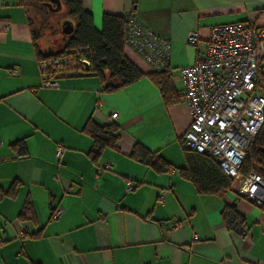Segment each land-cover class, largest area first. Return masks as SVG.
Returning a JSON list of instances; mask_svg holds the SVG:
<instances>
[{
	"label": "crops",
	"instance_id": "obj_1",
	"mask_svg": "<svg viewBox=\"0 0 264 264\" xmlns=\"http://www.w3.org/2000/svg\"><path fill=\"white\" fill-rule=\"evenodd\" d=\"M81 2L97 29L105 12L131 14L166 38L174 74L203 54L212 26L264 25V0ZM30 14L26 0H0V264H264V208L234 185L221 197L197 194L179 175L190 120L180 80L167 76L177 101L166 104L146 77L150 66L125 47L144 73L138 80L107 90L97 76L70 71L58 79L59 88H44ZM194 29L197 47L186 42ZM88 120L116 125V147L95 157L92 136L82 131ZM21 139L26 156L18 158L10 144ZM136 144L160 156L167 169L155 171L132 155ZM126 180L134 183L129 191ZM231 202L244 217L242 234L220 214ZM27 205L31 217L21 218ZM57 207L62 213L52 219Z\"/></svg>",
	"mask_w": 264,
	"mask_h": 264
},
{
	"label": "built area",
	"instance_id": "obj_2",
	"mask_svg": "<svg viewBox=\"0 0 264 264\" xmlns=\"http://www.w3.org/2000/svg\"><path fill=\"white\" fill-rule=\"evenodd\" d=\"M123 41L153 72L180 80L181 98L190 118L182 136L185 146L213 159L226 175L239 181L238 195L264 208V177L252 170L242 175L239 169L264 124V25L236 21L212 26L203 54L176 74L169 67L170 42L131 14L124 21ZM186 42L198 46L197 29L187 34ZM90 56V52L77 50L40 60L41 85L59 88L62 71L74 63L82 71ZM116 116V112L111 114ZM62 153V146L56 145L55 156L60 158ZM125 186L129 191L134 183L126 180ZM61 213L57 207L51 218L57 219ZM20 230L27 233L25 227Z\"/></svg>",
	"mask_w": 264,
	"mask_h": 264
},
{
	"label": "trees",
	"instance_id": "obj_3",
	"mask_svg": "<svg viewBox=\"0 0 264 264\" xmlns=\"http://www.w3.org/2000/svg\"><path fill=\"white\" fill-rule=\"evenodd\" d=\"M61 1L66 6L68 16L74 20V30L70 35L62 36L60 50L54 55L66 51L76 53L79 50L81 54L90 52L91 56L89 64H86L87 69L84 65L81 71L78 64L74 63L70 68L63 70L60 76L70 71L92 74L104 81V88L107 90L123 87L144 76V73L124 53L126 46L123 41V26L125 18L130 14L119 15L105 12L101 16L100 28L97 29L93 24L91 13L84 9L81 0ZM17 4L23 5L24 0H17ZM32 34L37 41L40 35L34 32V28L32 29ZM54 55L44 56L37 48L36 59L39 62ZM77 56H79V53H77ZM146 77L160 89L161 97L166 104L177 101L174 86L165 73L152 71ZM117 129L114 124L100 125L91 120L84 124L82 131L92 136L91 152L95 157L106 146L116 147L119 138ZM181 143L184 163L179 168V175L191 183L197 194L221 197L228 190H231L235 184V179L226 175L209 156L186 147L183 138ZM10 146L12 150L16 151L18 158L26 156L23 139L11 143ZM55 151L54 157L59 160L62 155L57 158ZM132 155L142 157V160L151 165L155 171L161 172L166 168V162L160 156L150 155L149 151L140 144L134 146ZM98 169L102 170L103 168L100 167ZM239 169L242 175H246L252 170L264 177V124L259 129ZM14 184L15 182L12 186L15 188ZM14 192L15 190L12 189L10 193ZM30 214V206L27 205L20 217L23 218V216L29 215L27 218H30ZM220 214L228 228L240 234L243 233L244 217L237 211L235 202L224 203Z\"/></svg>",
	"mask_w": 264,
	"mask_h": 264
},
{
	"label": "rangeland",
	"instance_id": "obj_4",
	"mask_svg": "<svg viewBox=\"0 0 264 264\" xmlns=\"http://www.w3.org/2000/svg\"><path fill=\"white\" fill-rule=\"evenodd\" d=\"M45 0H26V4L31 11V22L34 32L40 35L39 38L43 42H49L48 39H52L49 44L55 48L61 47L62 34L60 30V21L63 18H69L66 6L63 3V9L59 12H49L42 2ZM55 89V88H52ZM188 127V126H187ZM239 181L235 180L234 189L238 186ZM230 196H234V192H228Z\"/></svg>",
	"mask_w": 264,
	"mask_h": 264
},
{
	"label": "water",
	"instance_id": "obj_5",
	"mask_svg": "<svg viewBox=\"0 0 264 264\" xmlns=\"http://www.w3.org/2000/svg\"><path fill=\"white\" fill-rule=\"evenodd\" d=\"M42 6H44L49 12H59L63 9V3L61 0H45L44 2H42ZM60 30H61V34L62 36H68L70 35L73 30H74V20H72L70 17L69 18H63L60 21ZM48 42H43L41 41V39L39 38L36 41V45L38 50L44 55V56H49V55H54L56 54V52H59L60 48H55L53 46H51V49H46L44 46L45 44ZM85 68L87 69L86 64Z\"/></svg>",
	"mask_w": 264,
	"mask_h": 264
},
{
	"label": "flooded vegetation",
	"instance_id": "obj_6",
	"mask_svg": "<svg viewBox=\"0 0 264 264\" xmlns=\"http://www.w3.org/2000/svg\"><path fill=\"white\" fill-rule=\"evenodd\" d=\"M51 40H52L51 38L48 39L49 42H51ZM49 42L46 43L45 46H44V47H45L46 49H48V50L51 49V48H50L51 46H50Z\"/></svg>",
	"mask_w": 264,
	"mask_h": 264
}]
</instances>
